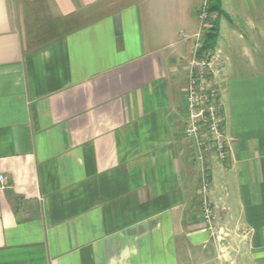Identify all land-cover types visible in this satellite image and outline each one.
Segmentation results:
<instances>
[{"label":"crops","instance_id":"crops-1","mask_svg":"<svg viewBox=\"0 0 264 264\" xmlns=\"http://www.w3.org/2000/svg\"><path fill=\"white\" fill-rule=\"evenodd\" d=\"M202 2L0 0V264H264V0L209 22L215 235L184 135Z\"/></svg>","mask_w":264,"mask_h":264},{"label":"built area","instance_id":"built-area-1","mask_svg":"<svg viewBox=\"0 0 264 264\" xmlns=\"http://www.w3.org/2000/svg\"><path fill=\"white\" fill-rule=\"evenodd\" d=\"M215 0H203L198 19L200 29L196 36V50L188 67L185 104L188 124L184 135L193 141L195 159L201 166V198L203 219L208 230L215 235L216 216L210 202L208 157L228 162L233 154V141L224 131L226 124L224 88L214 72L215 53L207 49L205 39L210 33L212 6ZM0 180L4 181L3 176Z\"/></svg>","mask_w":264,"mask_h":264},{"label":"trees","instance_id":"trees-1","mask_svg":"<svg viewBox=\"0 0 264 264\" xmlns=\"http://www.w3.org/2000/svg\"><path fill=\"white\" fill-rule=\"evenodd\" d=\"M219 10V5H215V3H214V5L212 6V11H218ZM208 37V42H207V44H206V48L207 49H211V48H213V41H214V34L212 33V34H210V35H208L207 36ZM211 40H213V41H211Z\"/></svg>","mask_w":264,"mask_h":264},{"label":"rangeland","instance_id":"rangeland-1","mask_svg":"<svg viewBox=\"0 0 264 264\" xmlns=\"http://www.w3.org/2000/svg\"><path fill=\"white\" fill-rule=\"evenodd\" d=\"M220 82V81H219ZM200 195H201V193H200ZM201 200H202V198H201Z\"/></svg>","mask_w":264,"mask_h":264}]
</instances>
